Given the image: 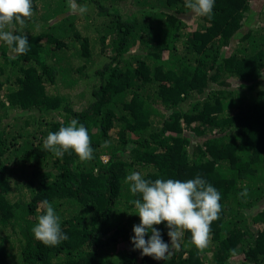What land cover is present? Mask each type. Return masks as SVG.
<instances>
[{"label":"trees","instance_id":"16d2710c","mask_svg":"<svg viewBox=\"0 0 264 264\" xmlns=\"http://www.w3.org/2000/svg\"><path fill=\"white\" fill-rule=\"evenodd\" d=\"M122 1L32 0L12 28L28 53L0 42V264H264V0H214L211 19L185 0ZM72 119L89 161L43 148ZM131 172L220 192L203 250L186 230L167 260L133 250ZM44 200L68 237L56 246L31 232Z\"/></svg>","mask_w":264,"mask_h":264},{"label":"clouds","instance_id":"9594fccd","mask_svg":"<svg viewBox=\"0 0 264 264\" xmlns=\"http://www.w3.org/2000/svg\"><path fill=\"white\" fill-rule=\"evenodd\" d=\"M185 7L199 17L211 19L214 0H185ZM79 13L87 11V6H80ZM33 15L32 0H0V42L6 44L17 56L29 51L28 38L22 32L26 20ZM105 146H108L105 142ZM43 148L62 157L65 152H74L80 161L93 158V148L88 129L72 119L58 131H49L43 140ZM130 193L137 197L129 201L134 206L133 212L139 216V224L132 227L133 235L130 241L133 250L139 249L141 256H150L155 260H167L173 251H179L180 241L184 231L191 233V243L203 250L209 242L210 225L219 218L222 206L220 192L197 175L195 178L150 180L139 172H131L125 177ZM247 187L238 193L246 197ZM43 214L36 217V223L31 228L34 238L45 246H56L67 240V235L61 230L60 217L52 204L44 200ZM165 223L170 244L165 243L160 230L154 225ZM148 238L145 239L146 234Z\"/></svg>","mask_w":264,"mask_h":264},{"label":"rangeland","instance_id":"374dc122","mask_svg":"<svg viewBox=\"0 0 264 264\" xmlns=\"http://www.w3.org/2000/svg\"><path fill=\"white\" fill-rule=\"evenodd\" d=\"M122 2H123V4L125 5V7H124V5H123L122 11H125L126 5H127V3L129 2V0H123ZM104 6H105V7H108V8H111V7H112V5H110V4H108V5H104ZM246 93H247V92H246ZM248 97H249V96H248ZM248 97H247V100H245V98L242 100V108H244L245 105H246V103L249 102L250 99H249ZM103 157L106 158V156H103ZM260 202H264V198L261 199Z\"/></svg>","mask_w":264,"mask_h":264}]
</instances>
